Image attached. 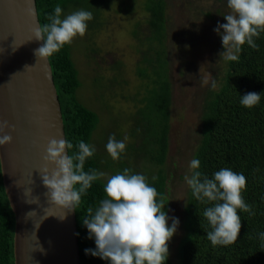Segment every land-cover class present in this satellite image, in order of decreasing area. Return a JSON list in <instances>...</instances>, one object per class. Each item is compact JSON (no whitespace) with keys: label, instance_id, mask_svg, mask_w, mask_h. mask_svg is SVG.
<instances>
[{"label":"trees","instance_id":"trees-1","mask_svg":"<svg viewBox=\"0 0 264 264\" xmlns=\"http://www.w3.org/2000/svg\"><path fill=\"white\" fill-rule=\"evenodd\" d=\"M36 2L41 25L48 23L46 17L54 14L57 5L63 9L61 18L74 8L92 12L93 19L87 22L91 31H98L111 21L110 18L105 22L102 19L105 12H110L111 0ZM141 5L143 13L148 16V24L142 29L138 26L134 32L138 39L136 72L146 81V93L136 105L138 112L132 131L137 141L126 147L118 161H114L108 153L97 151L101 147L97 137L101 122L98 114L78 99L77 91L82 83L72 45H65L49 60L62 108L66 139L73 144V148L68 150L69 155L76 153L78 143L84 141L96 148L95 155L85 162L86 172L97 169L111 176L129 168L133 174L145 175L149 185L157 189L158 200L163 198L166 204L164 210L168 214L169 174L165 165L170 148L171 85L166 0H142ZM133 6H127V9H135ZM110 13L118 14L117 11ZM254 39L259 50L243 45L239 60L229 61V70L220 89L207 96L202 111L201 141L193 158L200 161L198 170L202 176L212 178L222 168L242 173L247 178L242 195L255 215L238 210L242 223L238 240L229 246L213 247L206 237L211 228L203 216L205 209L212 205L196 200L189 188L184 207L186 234L180 242L177 261L172 262L169 255L166 264H264V242L258 235L264 232V33ZM92 52L99 54L96 48ZM249 92L261 95L260 103L250 109L240 104V96ZM137 160L142 161L145 167ZM153 177L156 179L153 180ZM105 184L106 179L93 182L76 208L81 264H110L85 254V249H95L96 245L94 239L88 238V230L82 222V218L87 216V209L92 207L95 210L106 198ZM15 228L16 218L6 193L0 161V264H16Z\"/></svg>","mask_w":264,"mask_h":264},{"label":"clouds","instance_id":"clouds-1","mask_svg":"<svg viewBox=\"0 0 264 264\" xmlns=\"http://www.w3.org/2000/svg\"><path fill=\"white\" fill-rule=\"evenodd\" d=\"M227 7L230 11L223 15L227 22L218 23L214 31L222 39L224 51L219 54L220 58L238 61L243 45L259 50L254 38L264 33V0H227ZM62 12L61 6H55L54 14L46 17L48 23L38 24L33 29L35 40L43 41L35 50L40 60L70 45L77 36L83 37L88 29L87 22L93 19L92 12L82 9L64 18H61ZM27 13L34 15L31 7ZM203 83L208 84L209 80L204 79ZM211 88H216L215 79L211 80ZM240 97V104L249 109L261 100V95L255 92ZM8 128L7 121H0V146L12 142L13 137L5 133ZM72 148L73 144L66 138L50 139L44 156L46 166L39 171L51 204L69 211L76 210L81 196L87 193L93 182L106 179V198L100 201L95 210L89 207L87 216L82 218L88 238L94 239L96 245L95 249H85V254L99 257L110 264H166L170 255L169 242L177 232L179 219L168 216L163 198L158 200L157 189L149 185L145 175L133 174L129 168L111 176L97 169L86 172L85 162L95 155V146L80 141L78 151L69 155L68 150ZM106 150L114 161H118L126 150V143L111 135ZM49 164L55 167L50 170L47 167ZM199 168L200 161L193 158L184 181L196 200L212 205L203 212L211 228L206 237L213 247L232 245L238 240L242 228L238 210L255 215L252 206L245 202L242 195L247 178L230 168H222L209 178L202 176ZM30 213L35 212H29L27 216ZM48 216L52 215H46L44 219ZM58 217L63 220L65 214ZM169 219L172 220L171 226ZM258 235L264 242V232Z\"/></svg>","mask_w":264,"mask_h":264},{"label":"rangeland","instance_id":"rangeland-1","mask_svg":"<svg viewBox=\"0 0 264 264\" xmlns=\"http://www.w3.org/2000/svg\"><path fill=\"white\" fill-rule=\"evenodd\" d=\"M141 2L111 0L108 10L118 14L105 12L102 17L103 22L110 18V24L98 31L88 28L83 37L77 36L71 43L82 83L78 99L100 118L97 130L100 153H107L105 140L111 135L124 141L126 147L137 141L132 127L138 112L137 101L146 93V81L136 72L138 39L134 32L138 26L142 29L148 24ZM131 5L135 9H127ZM81 9L87 11L74 8L63 18ZM229 11L227 0H166L171 106L170 148L165 167L169 174L168 216L179 219L177 232L170 241L172 262L177 261L178 248L186 234L184 207L189 187L184 176L201 141L205 100L220 89L229 70V61L219 55L224 51L222 39L214 31L218 23L227 22L223 15ZM140 35L143 37V33ZM93 48L99 54L93 53ZM204 79L209 83L204 84ZM212 79L216 81L215 89L211 88ZM137 161L145 167L142 161ZM171 223L169 219V226Z\"/></svg>","mask_w":264,"mask_h":264},{"label":"water","instance_id":"water-1","mask_svg":"<svg viewBox=\"0 0 264 264\" xmlns=\"http://www.w3.org/2000/svg\"><path fill=\"white\" fill-rule=\"evenodd\" d=\"M8 3L11 25L14 26L10 33L17 41L29 42L30 52L35 54V50L43 44V41L33 37V29L40 24L36 0H10ZM29 7L34 15H28ZM4 8L0 2V24H3V19L8 20ZM7 27L4 26L8 30ZM4 45L0 38V121L8 122L9 128L5 129V133L13 139L10 144L0 146V161L6 193L16 218V264H81L76 210H64L51 204L39 171L46 166L44 156L49 140L66 138L49 57L40 60L35 55L30 58ZM37 58L40 60L38 70L35 68ZM34 79L38 80L39 86L35 92L31 88ZM28 96L31 112L36 108L38 111L41 108L46 110L48 119H42L46 127L38 126L33 130L26 110H21L24 120L15 119L7 110L9 107L17 110L26 106ZM32 118L35 124L41 121V117L34 118L33 114ZM47 167L51 170L55 166L49 164ZM29 212L35 213L27 216ZM64 214L65 218L61 220L58 216ZM46 215L52 216L44 219Z\"/></svg>","mask_w":264,"mask_h":264},{"label":"bare ground","instance_id":"bare-ground-1","mask_svg":"<svg viewBox=\"0 0 264 264\" xmlns=\"http://www.w3.org/2000/svg\"><path fill=\"white\" fill-rule=\"evenodd\" d=\"M10 0H3V1H0L1 2V7L4 6V12H6L7 16H8V20L3 19V24H0V38L1 40L3 41V44H5L3 47L7 48V49H12V50H16V51H19V52H22L26 55H28L30 58L34 57L35 54L31 53V45L28 43H24L22 40L21 41H17L16 37H14V35H12L10 32L12 30V28L14 27L13 25H11V19H10V16H11V13H10V4L8 3ZM8 25H10V27H7ZM4 26H6L8 28L5 29ZM7 30V31H6ZM13 31V30H12ZM6 37V38H5ZM10 41V42H9ZM9 42V43H8ZM22 44V45H21ZM20 45V46H19ZM33 60H31L32 62ZM39 59L37 58V62H36V67L37 70L40 68L39 67ZM32 73H33V69H32ZM36 77V76H35ZM38 80L37 79H34L31 84V88L34 90V92L36 91V87H37V82ZM0 84H1V81H0ZM26 84V82H25ZM1 86H0V91H1ZM39 89V86L37 87V90ZM32 97V96H31ZM43 97H45V95H43ZM42 102V98L40 100ZM30 103V97L28 96V99H26V106H22L21 109H17V110H14L13 108L15 107H9L7 110L10 111L12 117H14L15 119L17 118L18 119H21V120H24V114L22 113L21 110H26V116L29 117V120H30V124H32V128L33 130H36V128L38 129V126L41 128V127H46L47 125L43 122L42 119H44V121H46L48 118V116L45 114L46 113V110L44 108H41L40 111H38L39 109H35V111L31 112L30 109H28V104ZM42 104V103H41ZM43 107V106H42ZM38 111V112H37ZM32 114L34 115V118H38V117H41V121L38 123V124H35L33 122V118H32ZM41 124V125H40ZM37 133V132H36ZM35 133V134H36Z\"/></svg>","mask_w":264,"mask_h":264}]
</instances>
